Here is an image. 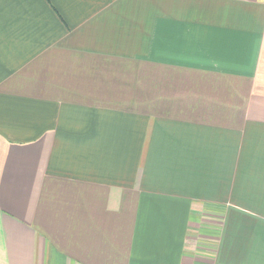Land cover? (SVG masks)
<instances>
[{
  "label": "crops",
  "instance_id": "1",
  "mask_svg": "<svg viewBox=\"0 0 264 264\" xmlns=\"http://www.w3.org/2000/svg\"><path fill=\"white\" fill-rule=\"evenodd\" d=\"M0 264H264V0H0Z\"/></svg>",
  "mask_w": 264,
  "mask_h": 264
},
{
  "label": "rangeland",
  "instance_id": "2",
  "mask_svg": "<svg viewBox=\"0 0 264 264\" xmlns=\"http://www.w3.org/2000/svg\"><path fill=\"white\" fill-rule=\"evenodd\" d=\"M136 101H140V98L139 99L137 98Z\"/></svg>",
  "mask_w": 264,
  "mask_h": 264
}]
</instances>
